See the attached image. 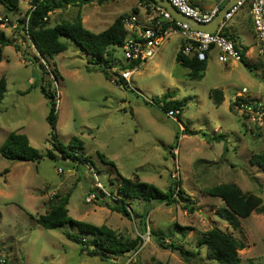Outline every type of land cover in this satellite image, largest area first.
Segmentation results:
<instances>
[{
	"label": "rangeland",
	"instance_id": "obj_1",
	"mask_svg": "<svg viewBox=\"0 0 264 264\" xmlns=\"http://www.w3.org/2000/svg\"><path fill=\"white\" fill-rule=\"evenodd\" d=\"M135 3L107 0L68 6L50 13L46 23L52 27L93 12L102 19L95 32L100 33L118 15L130 14ZM28 5L29 1L22 0L19 10L13 11L0 2V33L19 48L17 52L13 46L4 47L0 62V78L6 81L0 104V146L15 132L26 135L39 153L52 149L46 121L51 101L44 97L43 86L53 93L58 106L57 141L67 146L71 138L79 139L83 147L75 150L87 160L73 164L55 153L53 160L31 163L8 161L0 155V264H216L208 259L206 247L197 244L213 227L244 242L246 247L239 252L241 264H264V214L252 213L233 229L216 216L223 202L204 194L221 184L234 185L243 195L260 197L264 205V170L252 163L253 156L264 154V132H247L230 107L234 94L243 87L264 93V56L257 50L248 2L226 26L247 31V36L235 34V43L240 50L246 49L250 69L241 63L222 65L213 54L206 60L203 78L191 80L189 71L176 61L181 42L170 37L151 61L134 69L126 88L107 80L98 65H89L91 57L67 38H60L67 45L65 52L47 61L41 59L22 29ZM116 58L123 61L120 50ZM167 92H174L175 100L188 99L180 120L147 104ZM215 95L222 96L220 105ZM99 154L115 169L103 163ZM170 177L193 200V214L178 203L145 205L129 200V219L112 210L118 204L117 187L122 178L165 191ZM82 181L95 190V200L86 201ZM56 193L69 196L71 219L104 226L126 242L138 237L137 250L119 260H102L66 240L65 231L78 234L70 224L54 230L38 225L35 218L47 212L49 199ZM86 240L92 242L90 237ZM158 241L174 243L191 257L163 250Z\"/></svg>",
	"mask_w": 264,
	"mask_h": 264
},
{
	"label": "trees",
	"instance_id": "obj_2",
	"mask_svg": "<svg viewBox=\"0 0 264 264\" xmlns=\"http://www.w3.org/2000/svg\"><path fill=\"white\" fill-rule=\"evenodd\" d=\"M20 1L22 0H0L3 5L13 11L19 10ZM105 1L107 0H32L31 5L34 7V10L31 13L29 11L26 12L24 19L21 21L22 29L26 32L27 37L41 59L47 61V58L52 59V57L65 52L67 45L60 38H67L86 55L91 57V60L88 61L89 65H98V71L107 80L111 81L113 77H117L116 84L126 88L127 84L119 78L117 70L133 68L134 64L123 65L116 58V53L126 37V32L122 24L124 16H119L106 30L97 34L83 28L79 16L73 22H61L52 27L43 20L44 18H48L50 13L68 6H82L93 2L101 4ZM138 2L146 6L156 5L153 0H138ZM27 15H29V18L26 22ZM225 36L229 37L235 44V48L238 49L234 37L228 33H225ZM6 46H13L15 51L19 52V48L14 44L13 39L6 38L4 34L0 33V62L3 57L2 50ZM245 52L246 49L240 50L242 57L240 63L250 69L245 60ZM35 60H39V58H35ZM176 61L180 66L189 71L187 74L189 79L201 80L203 78L206 61L199 62L194 57H185L181 54L180 50L176 55ZM39 67L43 69V65L40 64ZM55 72L56 69L53 70V76H56L54 74ZM41 90L44 97L51 101V108L46 116V121L50 127V138L53 141L52 149L47 150L43 154L39 153L30 146L28 138L25 135L13 132L5 138L0 146L1 157L8 161L37 163L44 158L53 160L56 158L55 153H58L61 158L69 160L73 164L76 162L79 165L84 164L87 158L81 153L78 154L75 150L82 149L83 147L79 139L75 137L71 138L67 146L57 141L55 135L57 113L55 109L56 105L53 102L54 95L53 93L46 92L43 86H41ZM5 93L6 81L4 77H1L0 104ZM174 98V92H167L161 97L152 98L151 103L147 104L157 106L165 115L171 110H178L179 114L176 118L180 120V115L187 105L188 99L178 101ZM215 102L217 105H220L223 102L222 96L215 95ZM175 140H178V137ZM98 157L103 163L114 168V164L106 161L103 155L99 154ZM252 159V163L256 162L264 170V154L253 156ZM89 193H94V190L91 189ZM117 193L119 194L117 199L118 204H115L112 210L127 219L131 216V211L127 209V200L140 201L145 205L151 202L165 204L166 206L178 203L181 205L182 210H185L188 214H193L196 211V205L191 197L180 187V182L171 177L165 191L159 190L152 184L122 178L121 183L117 187ZM204 194L209 197L218 198L223 202L224 206L216 212V216L233 229L239 226L240 220L247 219L252 213L264 214L262 199L254 194L243 195L237 186L221 184L204 190ZM68 199V195L62 196L58 193L54 194L49 199L47 212L36 218L34 217L37 224L46 230H54L65 224H70L75 227L78 234L65 231L63 233L64 237L69 242L79 245L81 251L91 257L99 256L102 258L103 255H107L109 257L107 260H114V258L119 260L125 254L134 253L137 250L141 242L138 237L131 242H126L104 226L97 227L71 219L67 210ZM146 215L147 211L141 215L142 232H145L144 220ZM86 237H90L92 242L87 241ZM197 244L198 246L206 247L208 259L214 261L216 264H241L239 252L246 247L244 242L217 227H213L202 234ZM158 246L163 250L178 252L185 259L191 257L188 251L183 250L174 243L165 244L163 241H158Z\"/></svg>",
	"mask_w": 264,
	"mask_h": 264
},
{
	"label": "built area",
	"instance_id": "obj_3",
	"mask_svg": "<svg viewBox=\"0 0 264 264\" xmlns=\"http://www.w3.org/2000/svg\"><path fill=\"white\" fill-rule=\"evenodd\" d=\"M28 1V11L31 13L34 7L31 5L32 0H26V2ZM247 2L258 43L257 50L260 55L264 56V0H237L227 10L223 20L212 33L191 29L188 25L176 21L163 7L156 4L152 6L154 16L149 25L140 24L135 14L123 17L122 24L126 37L119 48L123 56L121 62L123 65L134 64V66L117 70L119 78L128 84L134 69L151 61L173 34L180 36V51L185 57H194L197 61L203 62L211 54H216L217 61L222 65L231 62L240 63L242 58L240 49H236L235 44L225 36V27ZM168 3L181 15L200 25L210 24L220 11L218 6L206 11L197 10L189 3V0H168ZM28 18L29 15L26 16V22ZM43 20L47 21V18ZM4 22L6 23L7 20ZM117 80V77H113L111 82L118 86ZM230 107L247 132L253 135L264 132V93H253L243 87L234 94ZM178 114V110H171L167 112L166 116L174 119ZM95 199V190L94 193H87V202Z\"/></svg>",
	"mask_w": 264,
	"mask_h": 264
},
{
	"label": "crops",
	"instance_id": "obj_4",
	"mask_svg": "<svg viewBox=\"0 0 264 264\" xmlns=\"http://www.w3.org/2000/svg\"><path fill=\"white\" fill-rule=\"evenodd\" d=\"M229 1H231V0H189V2L191 3V5L193 7L197 8V9H199L201 11L209 10L210 8L215 7V6H218L220 8V10H221V9H223V7L228 5ZM75 6H80V5H75ZM152 6H154V5H152ZM152 6H146L144 4L139 3L138 0H136V3L132 6V12L130 14H128V15L135 14L137 16L138 21H139L140 24L149 25L151 23V21H152L153 16H154ZM139 14L141 15V18H140ZM77 16H79L83 28H84V26H86L87 27V28H85L86 30H88V31H90V32H92L94 34H97V33H95L96 29L98 28V26L100 25V22L102 20L100 17H98L97 13L91 12L90 14H85L82 18L80 17V14H78ZM119 16H126V15H121L120 14V15L117 16V18ZM112 23H110L109 26ZM225 33H228L230 36L234 37L235 41H236L235 34H237V33H240L241 35L247 36V31L243 30L242 28L241 29L240 28L237 29L235 26H230V25H228ZM171 37H175L178 40L179 44H180L181 38H180V36L178 34H173V35H171ZM164 44L158 50L156 55L160 52V50L162 49ZM2 53H3V50H2ZM212 55L213 54H211V56ZM211 56H209V57H211ZM2 59H3V57H2Z\"/></svg>",
	"mask_w": 264,
	"mask_h": 264
},
{
	"label": "water",
	"instance_id": "obj_5",
	"mask_svg": "<svg viewBox=\"0 0 264 264\" xmlns=\"http://www.w3.org/2000/svg\"><path fill=\"white\" fill-rule=\"evenodd\" d=\"M158 6L163 7L168 13H170V15L176 20L179 21L181 23H184L186 25H188L191 29H195L198 31H202V32H208V33H212L214 32L218 25L221 23V21L223 20L224 15L226 14L227 10L235 4V2L237 0H231L229 1L228 5H226L225 7H223V9H221L218 13V15L215 17V19L208 25H200L197 24L193 21H191L190 19L184 17L183 15H181L179 12H177L169 3L168 0H153ZM49 105V109L51 108V103H48ZM81 187L84 191V193H88L90 190V186L86 185L84 183V181L81 182ZM109 257L107 255H103L102 259L107 260Z\"/></svg>",
	"mask_w": 264,
	"mask_h": 264
}]
</instances>
